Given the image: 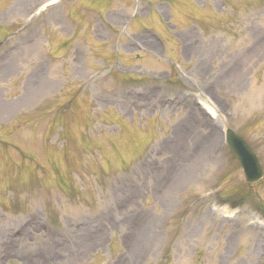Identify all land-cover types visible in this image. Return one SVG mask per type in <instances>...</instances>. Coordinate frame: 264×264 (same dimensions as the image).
<instances>
[{
  "label": "rangeland",
  "instance_id": "374dc122",
  "mask_svg": "<svg viewBox=\"0 0 264 264\" xmlns=\"http://www.w3.org/2000/svg\"><path fill=\"white\" fill-rule=\"evenodd\" d=\"M54 1L0 0V264H264V0Z\"/></svg>",
  "mask_w": 264,
  "mask_h": 264
},
{
  "label": "water",
  "instance_id": "95a60500",
  "mask_svg": "<svg viewBox=\"0 0 264 264\" xmlns=\"http://www.w3.org/2000/svg\"><path fill=\"white\" fill-rule=\"evenodd\" d=\"M225 144L239 165L244 180L247 184L258 182L262 176V170L256 156L246 142L231 130L224 134Z\"/></svg>",
  "mask_w": 264,
  "mask_h": 264
},
{
  "label": "bare ground",
  "instance_id": "6f19581e",
  "mask_svg": "<svg viewBox=\"0 0 264 264\" xmlns=\"http://www.w3.org/2000/svg\"><path fill=\"white\" fill-rule=\"evenodd\" d=\"M208 107H205V109H207ZM209 109V108H208ZM211 111V115L214 116L215 112L213 113V111L211 109H209Z\"/></svg>",
  "mask_w": 264,
  "mask_h": 264
}]
</instances>
